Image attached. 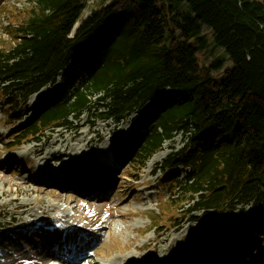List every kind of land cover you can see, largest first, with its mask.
<instances>
[{"label": "trees", "instance_id": "trees-1", "mask_svg": "<svg viewBox=\"0 0 264 264\" xmlns=\"http://www.w3.org/2000/svg\"><path fill=\"white\" fill-rule=\"evenodd\" d=\"M88 1L34 0L14 44L0 49V101L11 117L21 120L30 97L52 86L7 144L130 119L133 136L121 143L141 170L181 134L182 146L157 164L172 200L190 203L194 221L253 209L245 236L264 232V0H109L73 32ZM204 28L232 62L222 80L214 71L223 58L200 62ZM174 165L183 179L168 171Z\"/></svg>", "mask_w": 264, "mask_h": 264}, {"label": "rangeland", "instance_id": "rangeland-1", "mask_svg": "<svg viewBox=\"0 0 264 264\" xmlns=\"http://www.w3.org/2000/svg\"><path fill=\"white\" fill-rule=\"evenodd\" d=\"M108 1L89 0L79 23ZM33 2L0 0V49L14 44L15 28ZM202 34L207 47L200 52V62L207 65L212 57L223 58L224 67L214 71L215 78L222 80L232 62L213 39L210 28H204ZM58 80L61 82V77ZM51 90L52 86H47L30 97L27 113L18 114L20 121L17 116L11 117L0 101V264H185L192 259L190 252L198 254L194 247H201L202 242L206 243L201 249L204 256L220 248L222 242L229 245L226 253L233 249L232 241L242 242L251 228L253 209L247 208L240 215L230 213L220 219L194 221L196 213L187 210L190 203L172 200L171 179L157 164L170 153L171 146H182L181 134L173 142H166L155 153L159 159H150L141 170L129 163V152L121 143L133 136L134 123L130 119L119 126L111 121L98 120L95 125L85 122L78 128L51 133L40 142H25L19 147L7 144ZM149 105L139 111V117L146 114ZM58 149H66L67 157L50 160ZM105 152L112 153V161L117 162L115 169L103 162L111 161L103 156ZM173 170H177L176 178L183 179L182 166H171L168 171ZM45 173L50 177L44 179ZM56 176L62 177L61 182ZM20 203L25 206L18 207ZM19 232L22 236H17ZM68 235L77 237L75 241L83 236L91 244L75 259L70 252L61 260V247L58 249L56 244L61 246ZM252 235L254 244L249 240L243 244L245 249L257 250L248 251V256L237 257L233 263L244 259L247 264L250 259L264 257V232L253 229ZM213 241L217 246L210 248L207 243ZM143 255L147 260L138 261ZM204 256L200 264L208 261L209 257ZM215 257L209 259L211 264H217ZM222 264L229 263L223 260Z\"/></svg>", "mask_w": 264, "mask_h": 264}, {"label": "bare ground", "instance_id": "bare-ground-1", "mask_svg": "<svg viewBox=\"0 0 264 264\" xmlns=\"http://www.w3.org/2000/svg\"><path fill=\"white\" fill-rule=\"evenodd\" d=\"M37 94V93H36ZM36 94H34V95H32L31 96V98H33ZM50 154V153H49ZM52 154H54L53 155V157L50 159V160H53V161H55V160H60V159H63V158H65V157H67V155H68V153H67V151H66V149H58L57 150V152H54V153H52ZM103 156L107 159V157H109L110 155H107V153L105 152V153H103ZM159 157H160V155H158V154H155L154 155V157H152L151 158V160L152 161H156V160H158L159 159ZM111 160V159H110ZM103 162L105 163V164H107L111 169H115V165H116V161L114 160V161H110V162H106L105 160H103ZM177 170H173L172 171V173L173 174H175V172H176ZM48 173V172H47ZM47 173H45V175H43V178L44 179H47V177H50ZM77 173V172H76ZM56 178L60 181L61 180V178L62 177H59V176H56ZM61 182V181H60ZM25 206V204H23V203H20L19 205H18V207H24ZM185 210V209H184ZM43 216L45 217V218H47L48 217V215L46 214V213H43ZM222 230H220L219 229V232H221ZM256 231H259V232H261L262 233V231L261 230H258V229H256ZM16 234V233H15ZM19 235H17V236H22L21 234H22V232H19L18 233ZM25 237V236H24ZM25 238H28V236L26 235V237ZM77 237H75V238H71L69 235L65 238V239H63V242H62V244H61V246L60 245H58V244H56L57 246H58V249L61 247V253L59 254V256H58V258L59 259H63V260H65V258L66 257H69V256H67L70 252L72 253V260L73 259H75V257H76V255H79V252L81 251V250H83L84 251V249H85V247H87L89 244H91V241H90V239L89 240H86V239H84V237L83 236H81L80 238H78V240L77 241H75V239H76ZM225 238V237H224ZM30 239H32V237L30 236V238H29V240ZM221 239H223V236H221ZM53 240H54V238H53ZM244 240L245 241H248L249 240V242H251V245L252 244H254V241H255V239H254V235H250V236H245V238L242 240V242L240 241V242H235L234 243V241H232L230 244H232L233 245V249H231V250H228L227 252L228 253H226V247L227 246H229L228 244H224L223 242L221 243L222 245H221V247L220 248H218V249H215V251L213 252V254H217L216 255V261H217V264H222L223 263V260H225V257H242V255H247L248 256V251H251V252H253V250H257V249H254V248H248L247 246V248L245 249V245L243 244L244 243ZM228 242H230V241H228ZM213 243H214V245L215 246H217L216 245V242H214L213 241ZM55 243L53 242L52 244H50V245H54ZM206 245V243H204V242H202V246L201 247H199L198 245H196L195 247H194V249L197 251V249L199 250L198 251V254H200L199 252L201 251V255L199 256L198 254H196V255H192V252H190L188 255L192 258L188 263H185V264H197V261H199V264H200V262L202 261V258H203V256H204V251L203 250H201L204 246ZM218 245H220V244H218ZM235 246V247H234ZM58 249L56 250V248H55V253H57V251H58ZM257 253H259V252H257ZM55 256H56V254H55ZM63 256V257H62ZM212 253L210 254V257H209V259L210 258H212ZM187 257V256H186ZM188 258V257H187ZM139 260L138 261H146L147 260V256H145V255H143V256H141V257H139L138 258ZM186 259V258H185ZM189 259V258H188ZM209 259H208V261L206 262V264H211L210 262H209ZM258 260H248V262L250 263V262H253V264H264V257L263 258H257ZM249 263H247V264H249ZM92 264H97V263H94V262H92ZM176 264H184L182 261H180V262H178V263H176ZM240 264H246L245 262H244V259H242L241 261H240Z\"/></svg>", "mask_w": 264, "mask_h": 264}, {"label": "water", "instance_id": "water-1", "mask_svg": "<svg viewBox=\"0 0 264 264\" xmlns=\"http://www.w3.org/2000/svg\"><path fill=\"white\" fill-rule=\"evenodd\" d=\"M79 25H80V23L75 24L73 30L76 31L78 29Z\"/></svg>", "mask_w": 264, "mask_h": 264}, {"label": "clouds", "instance_id": "clouds-1", "mask_svg": "<svg viewBox=\"0 0 264 264\" xmlns=\"http://www.w3.org/2000/svg\"><path fill=\"white\" fill-rule=\"evenodd\" d=\"M77 23H78V22H77ZM77 23H76V24H77ZM73 28H74V27H73Z\"/></svg>", "mask_w": 264, "mask_h": 264}]
</instances>
